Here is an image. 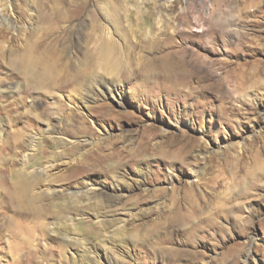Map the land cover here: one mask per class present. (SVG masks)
Segmentation results:
<instances>
[{
  "label": "rangeland",
  "instance_id": "374dc122",
  "mask_svg": "<svg viewBox=\"0 0 264 264\" xmlns=\"http://www.w3.org/2000/svg\"><path fill=\"white\" fill-rule=\"evenodd\" d=\"M67 1L74 15L84 5ZM85 1L121 40L99 8L118 0ZM168 1L117 2L127 5L138 28L130 55L139 58L135 51L151 40L142 33L163 11L175 18L176 48L220 61L214 74L221 87L204 91L195 76L193 92L159 91L154 82L139 97L148 95V102L140 104L133 88L138 81L121 75L117 85L126 96L120 107L100 91L97 69L77 91H46L28 86L0 57V201L29 181L42 213L7 229L3 221L14 208L0 207V264H264V0ZM54 3L0 0L6 54L43 35L39 15ZM208 3H216L211 12ZM136 4L145 6L140 15ZM90 14L78 20L70 12L54 22L61 32L54 48L69 73L84 71ZM232 16L236 32L223 34L218 17ZM9 18L14 24L7 30ZM211 29H221L220 37L209 36ZM211 42L215 51L207 48ZM106 105L131 115L105 117ZM200 169L198 181L192 172ZM186 216L193 234L173 223Z\"/></svg>",
  "mask_w": 264,
  "mask_h": 264
},
{
  "label": "bare ground",
  "instance_id": "6f19581e",
  "mask_svg": "<svg viewBox=\"0 0 264 264\" xmlns=\"http://www.w3.org/2000/svg\"><path fill=\"white\" fill-rule=\"evenodd\" d=\"M82 1H84V5L81 3L83 6L80 4L79 7L75 8L78 9V12L76 10L77 13L75 15L74 3L68 2L67 0H55L53 7L51 6L52 8L46 7L42 12L40 11L39 19L40 22L44 24V27H42L43 35L37 37L33 36V38L36 39L33 42L28 40L26 45H24V48L18 52L10 51V53L8 52L6 54V52H4L6 46L3 44V40L0 39V57L7 58V64L23 76L28 86L46 91L57 90V88H66L77 91L81 88L83 83H85L88 72L90 75H95L96 77L97 69L101 74V79H99L98 83L100 91L111 101L117 102L120 107L124 105L126 96L124 87L117 85L118 77L121 75L123 79L138 81L139 85L133 83V88L135 91V97L138 98L140 104L142 101L148 102V95H146L147 97L144 99L139 97L141 96V93L146 88L150 87L152 83L154 84V82L158 84L159 91L164 89L166 91L179 92L186 88L192 89L190 86V83L193 81L191 80V77L195 76L198 86H201L204 91L209 92L213 90L214 87H221V82L214 74L216 71V68L214 67L220 65V61L205 60L202 56L197 55L189 48L178 49L174 46L173 42L175 40L173 41V38L176 34V28L173 15L164 14L163 11L158 12L156 23L154 25L155 27L149 29L146 28L145 32L142 33V35L150 37L151 40L148 41V43H144V46L142 47V50L144 49V51H135L136 55L139 54V58L134 59L133 56L130 55V51L136 50L137 45L132 44L130 40L132 38L138 43V28L136 29V27L130 23L129 16H131V11L127 5L125 6L123 3L125 7L120 8L117 4L119 0H114L117 2L109 1L108 3H104L102 7H99L101 15L103 14L108 23L112 26L113 32L116 33V35L118 34L120 36L119 39L121 38L123 41V43L121 42L123 44L122 47V44L120 45V42H118L121 40H116L113 37L114 35L112 36V33L99 23L97 17L98 12L96 13V11L93 12L94 10H90L86 1ZM168 2L171 3L172 0H169ZM216 3H208L204 6L205 11L206 8L208 12L213 11ZM138 6L139 4L136 8L138 10L137 14L140 15L145 6ZM121 9L126 15L125 19L128 25L127 28L122 24L124 14H122ZM88 10L89 14L93 12L89 15L90 22L93 24L92 34L89 37L90 44L92 45H90V47L83 53L85 60L82 62L81 66L84 67V71L78 69V71L74 73H69L63 63L62 54L54 48L59 40V36H61L60 27L55 24H57V22L66 21L69 18L70 12L73 13L75 19L79 20L85 16V13L88 14ZM242 11L246 12L247 9ZM232 21H234L233 16L230 20L218 17V22L221 23L220 28L225 30L223 31V34L230 35L236 32L230 24ZM3 23L6 24L7 30L14 24L10 18ZM215 24H217V21H215ZM82 25L84 27V24ZM227 25L231 27L229 28L230 31L224 27ZM84 28H86V26ZM89 28H91V26ZM220 31L217 29H211L209 36L212 34L211 37L218 38L220 37L219 35H221ZM159 32L163 34V39H160L159 37L156 38V36H159ZM199 32L203 35L206 33V31ZM0 35H2V30L0 31ZM212 45H214L213 42L207 45V48L211 51H215L213 50ZM145 51H147L148 54H145ZM136 55H134V57H136ZM109 76L116 78L114 80H108L107 77ZM158 89H156V91ZM194 90L192 89V92ZM102 110L105 113V117L116 116L117 118H120L131 115L130 113L120 115L108 105L102 108ZM45 113H47V110ZM151 130L153 129H150L149 131ZM202 173L203 171L201 169L194 170L192 176L199 181ZM32 185V182L25 181L14 187V190L8 192V195L4 196V199L0 201L1 208L6 209L5 207L10 203L14 208L12 211L13 215L7 216L4 219L3 228L13 229L23 227L24 222L28 220L30 222L31 218L39 219L42 216V213L38 210V207L35 206V201L31 197L30 192ZM74 196L78 195L75 194ZM35 219H32L33 222ZM191 221L192 217L186 216L184 219L178 217L173 223L178 224L186 233L193 234V231L187 229L189 226L188 224ZM19 247H22V245ZM113 263L114 261H111L110 264Z\"/></svg>",
  "mask_w": 264,
  "mask_h": 264
}]
</instances>
